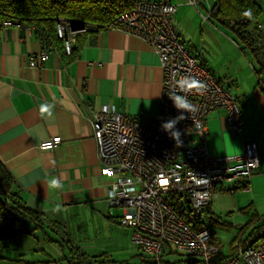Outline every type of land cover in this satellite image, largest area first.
<instances>
[{"label": "crops", "instance_id": "1", "mask_svg": "<svg viewBox=\"0 0 264 264\" xmlns=\"http://www.w3.org/2000/svg\"><path fill=\"white\" fill-rule=\"evenodd\" d=\"M255 1L262 9L257 21L264 27V0ZM177 10L176 6L174 28L178 38H184L185 19ZM46 44L48 59L30 68L28 58L44 47L38 32L27 25L0 32V163L11 175L20 201L42 216L40 231L48 243L44 249L35 240L34 229L22 231L0 244V264H141L145 258L131 244V230L118 223L121 211L106 200L110 181L99 172L85 115L108 104L154 128L162 82L158 57L140 38L111 28L78 35L69 55ZM232 47L239 55L238 66L221 67L194 49L187 51L229 88L241 106L240 136L229 129L223 110L207 116L209 155H238L247 142L258 146L259 167L253 176L220 187L212 203L220 211H212L214 225L231 226L227 221L238 219L242 229L252 216H264V92L257 86L256 65L249 66ZM44 104L52 106L51 116L40 113ZM56 136L61 138L56 148L38 149ZM53 178L61 187H49ZM54 245L57 249H50ZM229 254L230 247L222 255Z\"/></svg>", "mask_w": 264, "mask_h": 264}, {"label": "built area", "instance_id": "2", "mask_svg": "<svg viewBox=\"0 0 264 264\" xmlns=\"http://www.w3.org/2000/svg\"><path fill=\"white\" fill-rule=\"evenodd\" d=\"M188 2L197 6L196 0ZM175 13L176 6L167 0H133L132 9L112 20L107 28L143 40L158 57L162 82L154 128L115 111L108 104L85 115L96 146L99 172L110 181L106 200L111 208L121 211L118 223L131 230L130 242L145 258L141 264H249V261L264 264V233L247 240L239 238L224 257L209 230L208 222L215 220L211 206L219 188L253 176L259 167L258 146L247 142L238 155L223 158L209 155L207 116L223 110L229 129L240 136L241 106L229 88L183 47L174 28ZM211 14L208 6L203 20L208 21ZM22 25L26 24L20 19H3L0 32ZM253 26L262 38L249 34L248 40L253 48L261 50L264 27L258 22ZM97 29L94 24L63 17L54 22L55 35L67 55L71 54L78 35ZM241 31L251 33L248 27ZM43 44L38 54L28 58L30 68H37L48 59L50 47L46 41ZM185 76L194 77L206 87L200 92L182 90L178 81ZM256 78L264 88V76ZM173 92L186 95L196 110L187 113L176 109L169 99ZM181 114L185 119L175 125L181 133L178 146L161 125ZM60 142L61 138L56 136L40 143L38 149L52 150ZM194 177H206L207 181L197 185ZM184 214L191 216L194 227L187 223ZM165 247L169 248L168 254L174 253L180 259L165 261Z\"/></svg>", "mask_w": 264, "mask_h": 264}, {"label": "trees", "instance_id": "3", "mask_svg": "<svg viewBox=\"0 0 264 264\" xmlns=\"http://www.w3.org/2000/svg\"><path fill=\"white\" fill-rule=\"evenodd\" d=\"M200 0H196L198 3ZM133 0H0V20L20 19L21 22L38 32L42 42L46 41L57 46L62 51L61 40L54 31L56 18L63 17L94 24L98 29H107L116 17L130 11ZM212 14L209 19L230 30L241 46L247 51L256 65V76H264V47L255 49L248 35L261 39L259 31L255 30V22L261 15L262 9L255 0H212L209 6ZM251 9L252 16L244 13ZM247 20V23H243ZM234 23V24H233ZM236 25V26H235ZM248 27L251 33L241 31ZM246 31V30H245ZM247 34V35H246ZM79 38V37H78ZM78 46L79 43H78ZM259 89L264 92L257 83ZM14 182L11 175L0 163V243L15 238L22 233L19 229L21 218H26L36 228H42V216L25 206L13 191ZM243 189V188H242ZM187 223L194 227L191 216L184 214ZM249 229L245 240L264 233V216H252L248 224L242 228Z\"/></svg>", "mask_w": 264, "mask_h": 264}, {"label": "rangeland", "instance_id": "4", "mask_svg": "<svg viewBox=\"0 0 264 264\" xmlns=\"http://www.w3.org/2000/svg\"><path fill=\"white\" fill-rule=\"evenodd\" d=\"M167 1L177 6V15L180 13H183L182 15H184L185 20L182 25L185 28L186 35H183L184 38L180 37L179 40L186 50L194 49L195 51L199 52L201 58L218 62L221 67H224L225 65L229 66L231 64L238 66L241 62L237 58L239 55H237L236 51H234L232 47L234 46L240 51L241 56H244L249 66L250 64L255 66L252 57L247 51L241 50L239 41L230 30L216 23L212 19H209L208 21L203 20V17L207 15L206 6L210 5L212 0H200L203 5L199 4L200 2H198L197 6L188 5V0ZM175 31L177 32L176 28ZM227 41L230 42L232 46L228 44ZM212 211H214L216 214L220 213V211L216 210L213 205L211 206V213H213ZM87 218L89 219L90 216ZM19 220L20 231H30L34 229V225L31 224L26 218H21ZM206 221L208 222L209 220ZM90 222L92 221L90 220ZM241 222L242 221L238 219L227 221V223H232L231 226H216L213 223L208 222V224H210L209 230L215 235L222 254L226 252L233 242L246 235L248 229L247 231H242L239 226ZM40 230L41 228H36L34 230L35 232L33 231L34 238L36 241L40 242L42 248L45 249V247L48 246V243L46 241V237L41 234ZM45 232H49L47 231V228H45ZM15 240L16 242H19V239ZM55 246L57 247V245H54V247H50V249H57ZM130 247L132 248L131 245ZM58 250L61 249L59 248ZM168 251L169 248L165 247L166 255L163 256L165 261L173 262L180 259V257L174 253L168 254Z\"/></svg>", "mask_w": 264, "mask_h": 264}, {"label": "clouds", "instance_id": "5", "mask_svg": "<svg viewBox=\"0 0 264 264\" xmlns=\"http://www.w3.org/2000/svg\"><path fill=\"white\" fill-rule=\"evenodd\" d=\"M244 16L251 18V16H252L251 9L246 11L244 13ZM178 84H179V87L184 91L195 90L197 92H200L202 89H204L206 87L205 84H203L202 82L196 80L194 77H191V76L183 77L180 81H178ZM169 99L173 102L174 107L178 110H181L182 112L191 113V112L196 110L195 105L192 104L187 99L186 95H178L175 92H173L169 95ZM51 108H52L51 105H47V104L41 105L40 113L42 115L46 113L48 116H51L52 115ZM183 119H185V116L181 114L175 118L167 120L166 122L162 123V125H161V128L165 132L169 133L171 138L177 142L178 146L181 143V141L179 139L181 133L179 130L175 129V125ZM50 146L51 145H47V147H50ZM194 180H195V183L197 185H200L202 183H205L207 181V178L204 177V178L196 179L194 177ZM48 185L51 188L61 187L59 180L56 178H53L50 181H48ZM249 264H252V261H249Z\"/></svg>", "mask_w": 264, "mask_h": 264}, {"label": "snow or ice", "instance_id": "6", "mask_svg": "<svg viewBox=\"0 0 264 264\" xmlns=\"http://www.w3.org/2000/svg\"><path fill=\"white\" fill-rule=\"evenodd\" d=\"M162 183H166V182L162 181Z\"/></svg>", "mask_w": 264, "mask_h": 264}]
</instances>
